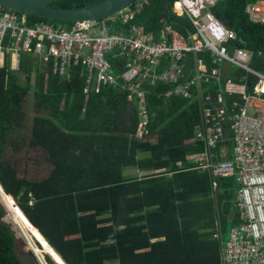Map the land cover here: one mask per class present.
Returning <instances> with one entry per match:
<instances>
[{
    "label": "trees",
    "instance_id": "obj_1",
    "mask_svg": "<svg viewBox=\"0 0 264 264\" xmlns=\"http://www.w3.org/2000/svg\"><path fill=\"white\" fill-rule=\"evenodd\" d=\"M103 1L59 0L49 5L83 8ZM250 1L217 0L211 11L232 25L229 43L250 52L251 66L264 70V24L249 20L244 9ZM174 2L147 0L134 22L150 32L163 20L187 34L193 29L191 21L173 11ZM176 6L181 8L179 2ZM26 21L74 25L35 15H26ZM121 23L107 22L106 30L126 27ZM38 62L22 52L18 68L11 69L6 53L0 66V202L5 218L25 235L40 263L56 264L40 244L42 236L66 264H220L221 237L214 234L217 227L221 236L235 224L237 208H232L233 188L229 190L234 179H219L213 191L209 173L187 160L204 149L203 142H186L200 125L197 104L159 96L170 88L167 85L144 84L147 129L158 132L157 141L150 142L135 135L136 106L118 87L102 86L94 93L80 76L81 68L72 67L67 79L52 73L49 63L41 67ZM29 93L31 117L23 110ZM25 133L26 148L39 150L48 166L45 177L31 176L32 167L18 163ZM124 168L143 173L126 175ZM3 206L0 264H20L13 231L2 220Z\"/></svg>",
    "mask_w": 264,
    "mask_h": 264
},
{
    "label": "built area",
    "instance_id": "obj_2",
    "mask_svg": "<svg viewBox=\"0 0 264 264\" xmlns=\"http://www.w3.org/2000/svg\"><path fill=\"white\" fill-rule=\"evenodd\" d=\"M146 1L134 0L102 21H77L69 28L28 24L26 15L5 9L0 12V66L8 53L10 68L17 69L20 53L28 52L67 79L72 67L81 68L80 76L95 93L111 86L127 94L137 109L136 135L141 138L149 132L150 119L144 84L174 85L166 98L191 97L196 90L190 100L200 102L202 122L194 138L207 146L199 168L213 178H234L237 184L236 221L221 247L220 262L264 264V70L251 66L247 50L230 49L232 31L208 10L216 0H183L182 12L193 25L187 34L166 22L145 31L134 17ZM245 12L250 21L264 24V0L248 2ZM118 21L126 27L106 30L107 22ZM95 27L102 34H93ZM88 91L86 86L85 96ZM223 146L228 148L219 159L214 149ZM212 187L218 188L216 181Z\"/></svg>",
    "mask_w": 264,
    "mask_h": 264
},
{
    "label": "water",
    "instance_id": "obj_3",
    "mask_svg": "<svg viewBox=\"0 0 264 264\" xmlns=\"http://www.w3.org/2000/svg\"><path fill=\"white\" fill-rule=\"evenodd\" d=\"M54 1L59 0H0V6L23 15H35L49 20L77 22L102 19L130 5L134 0H106L99 4L83 8L50 6L49 3ZM222 21L228 30L232 29V25L226 19H222ZM15 207L16 211L19 210L16 205ZM21 216L28 226L34 227L22 214ZM41 238L43 242L40 241V244L47 249L48 253L46 254L51 257L52 261L56 264H66L56 250H54L42 236ZM27 253L35 259L37 264H40L37 256L33 254L30 249Z\"/></svg>",
    "mask_w": 264,
    "mask_h": 264
},
{
    "label": "rangeland",
    "instance_id": "obj_4",
    "mask_svg": "<svg viewBox=\"0 0 264 264\" xmlns=\"http://www.w3.org/2000/svg\"><path fill=\"white\" fill-rule=\"evenodd\" d=\"M4 8L0 6V12L3 11ZM120 23V22H119ZM57 24L61 25V26H67V23H64V22H58ZM122 24V23H121ZM122 28V25L121 27ZM119 31V30H118ZM116 32V31H115ZM93 34H102V31L99 29V28H96L95 27V30L92 31ZM31 57V56H30ZM34 59L31 57V59L29 58V61L33 63V65H35V61H33ZM38 63H40V66L43 67L41 65V62L39 61ZM236 70V69H235ZM25 104H24V107H23V110L25 111L26 115H29L31 117L32 113H33V104H32V93H29L27 96H25ZM196 103H198V100H196ZM26 139H27V133L24 134V137L21 139V142H20V151H19V154L17 155V157L19 158V165L20 166H23V164H27L28 166H31L32 167V170H33V173L31 174V176H43L41 174V167L44 168V171H45V168L47 166V164H45L43 162V159L41 158V154L39 152V150H32V149H27L26 148ZM214 151L217 152V154H221L222 155V152H221V147L220 148H215ZM7 152V151H6ZM7 156L9 154H6ZM33 158H36L38 161H41L38 165H35L34 161H33ZM33 165H35L36 167H34ZM236 187H237V184L236 182L234 181V184L232 185V187H229V190L231 192V195H232V200L235 199V191H236ZM218 192H223V190H219ZM6 215L4 214L2 219L6 222V224H8V226L11 228V230H13V235H14V238H15V251H16V254L18 255L19 257V261H20V264H37L35 259L29 255L27 253V251L29 250L28 248L26 249L25 247V243L22 242V238L20 237V235L13 229V225L12 223L7 220L6 218ZM230 228L231 226L226 229H223L222 230V233H221V241L222 243H225L226 240L229 239V233H230ZM44 256V261H45V253L43 254ZM107 264V263H105Z\"/></svg>",
    "mask_w": 264,
    "mask_h": 264
},
{
    "label": "crops",
    "instance_id": "obj_5",
    "mask_svg": "<svg viewBox=\"0 0 264 264\" xmlns=\"http://www.w3.org/2000/svg\"><path fill=\"white\" fill-rule=\"evenodd\" d=\"M217 2V0L215 1V3ZM215 3L212 5V6H214L215 5ZM248 3V2H247ZM212 6H210L209 8H208V10L210 11V12H212L211 11V8H212ZM245 10V9H244ZM213 13V12H212ZM214 14V13H213ZM165 21H163L162 20V23H164ZM192 27H193V25H192ZM185 34V33H184ZM229 46H230V49L232 50L233 48H237V46H234L233 44H228ZM190 57H192L193 58V56L192 55H190ZM257 70V69H256ZM156 84H159V83H156ZM160 84H163V83H160ZM149 85V84H148ZM155 85V84H154ZM164 85H167V86H169L170 88L169 89H167V91H165V92H163V93H160V95L159 96H162L164 99H171V98H173V97H176V98H178V99H183V100H185L186 101V105H191L192 103L193 104H197L196 106H198L199 107V109H200V121H199V123H200V125H199V128L197 129V130H199L200 128H201V122H202V113H201V108H200V102L198 101V103H196V101H194V102H191V100L190 99H194V97H196V93H197V91L196 90H194V89H192L191 91H190V95H191V97H185L183 94H179V95H172L170 98H166V94L168 93V92H170V91H173L174 90V88H175V86L174 85H172V84H168V83H166V84H164ZM128 107H131V106H128ZM133 107V106H132ZM149 131V130H148ZM195 137V136H194ZM189 138V139H187L186 140V142H188V143H193V142H203V144H204V149L203 150H201V151H198V152H196V154H193V155H189L188 157H187V160H189V161H191V162H194V163H196V165H197V170H199V171H202V172H208L209 173V177H210V180H211V187H212V182L213 181H216L217 182V184H218V186H219V183H218V180L219 179H221V178H213L212 177V175H211V173H210V171H208V170H204V169H201V168H199V166L200 165H202V163H204V161H205V158H202V154H204V152L206 151V149H207V146H206V144H205V142L204 141H201V140H197V139H195V138ZM140 139H147L148 141H150V142H156L157 141V139H158V132H156V131H152V132H148V134H147V136H145V138H141V137H139ZM228 147H225V146H223V147H221V149H222V154L224 155V152L226 151V149H227ZM219 156V159H222V155L221 154H219L218 155ZM229 156V155H228ZM214 160H215V158H213ZM46 168H48V166H46ZM123 173L124 174H126V175H129V174H133V175H135V174H139L138 176H140L143 172L141 171V172H139L137 169H135V168H124L123 169ZM41 174L43 175V176H39L40 178H42V177H45L46 175H47V171H44V168H42L41 167ZM45 175V176H44ZM234 179V178H233ZM234 181H235V179H234ZM212 189H213V187H212ZM217 189L218 188H216V190H214L213 189V191H217ZM231 203H232V208H235L236 206L234 205V200H231ZM233 226V225H232ZM218 229H219V227H217V232L214 234V237H217V238H219L220 239V232H218ZM231 230V229H230ZM221 244L223 245L224 243H222V241H221ZM222 247V246H221ZM220 253H221V250H220ZM220 264H221V262H220Z\"/></svg>",
    "mask_w": 264,
    "mask_h": 264
},
{
    "label": "clouds",
    "instance_id": "obj_6",
    "mask_svg": "<svg viewBox=\"0 0 264 264\" xmlns=\"http://www.w3.org/2000/svg\"><path fill=\"white\" fill-rule=\"evenodd\" d=\"M134 2V1H133ZM132 2V3H133ZM178 2H181V8L180 9H178L177 8V6H176V4L178 3ZM131 3V4H132ZM145 3V2H144ZM143 3V4H144ZM130 4V5H131ZM130 5H128V6H130ZM184 5V3H183V0H175V2H174V5H173V11L177 14V15H179V16H183V15H186L187 17H188V15L186 14V12H182V6ZM128 6H126V7H128ZM132 6V5H131ZM143 6V5H142ZM125 8V7H124ZM142 8V7H141ZM138 12V11H137ZM136 12V13H137ZM189 18V17H188ZM190 20V19H189ZM222 20V19H221ZM223 22V21H222ZM192 24V23H191ZM171 25V24H170ZM89 89V88H88ZM91 91L92 92H94L93 91V89H92V85H91ZM88 93H89V91H88ZM95 93V92H94ZM87 96H88V94H87ZM87 96H85V98H87ZM138 120V119H137ZM137 124V123H136ZM135 135H136V131H135ZM137 136V135H136ZM137 137H139V136H137ZM7 195V194H6ZM0 204L3 206V204L0 202ZM3 208H4V214H5V211H6V209H5V207L3 206ZM3 214V215H4ZM3 217V216H2ZM3 220V219H2ZM4 221V220H3ZM5 222V221H4ZM6 223V222H5ZM13 231V230H12ZM48 255V254H47Z\"/></svg>",
    "mask_w": 264,
    "mask_h": 264
},
{
    "label": "bare ground",
    "instance_id": "obj_7",
    "mask_svg": "<svg viewBox=\"0 0 264 264\" xmlns=\"http://www.w3.org/2000/svg\"><path fill=\"white\" fill-rule=\"evenodd\" d=\"M179 4L181 5V2H179ZM15 223V222H14ZM16 224V223H15ZM16 231H17V233L20 235V237L22 238V240H23V242L25 243V248L27 249L28 248V246H27V242L25 241V239H26V237H25V235H23L22 234V232H21V230L20 229H18V227H16ZM26 231H27V229H26ZM27 233H28V231H27ZM29 234V233H28ZM29 236L30 237H32L30 234H29ZM39 248V247H38ZM33 253V252H32ZM34 254V253H33ZM43 259H44V256H43ZM38 262L40 263V261H39V259H38ZM45 262V261H44ZM41 264V263H40ZM45 264H46V262H45Z\"/></svg>",
    "mask_w": 264,
    "mask_h": 264
}]
</instances>
